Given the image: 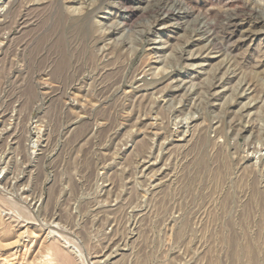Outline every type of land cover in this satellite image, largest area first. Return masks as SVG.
Returning a JSON list of instances; mask_svg holds the SVG:
<instances>
[{
  "label": "rangeland",
  "instance_id": "obj_1",
  "mask_svg": "<svg viewBox=\"0 0 264 264\" xmlns=\"http://www.w3.org/2000/svg\"><path fill=\"white\" fill-rule=\"evenodd\" d=\"M36 263L264 264V0H0V264Z\"/></svg>",
  "mask_w": 264,
  "mask_h": 264
},
{
  "label": "bare ground",
  "instance_id": "obj_2",
  "mask_svg": "<svg viewBox=\"0 0 264 264\" xmlns=\"http://www.w3.org/2000/svg\"><path fill=\"white\" fill-rule=\"evenodd\" d=\"M77 1V0H76ZM119 1V0H118ZM160 2V1H159ZM150 5V4H149ZM152 5V4H151ZM14 6H15V4H14ZM123 6V5H122ZM125 7V6H124ZM157 7V6H156ZM241 11V10H240ZM188 12V11H187ZM237 12V11H236ZM239 12V11H238ZM185 14V13H184ZM233 14V13H232ZM249 15V14H248ZM202 18V17H201ZM125 20V19H124ZM163 21V20H162ZM219 22V21H218ZM237 23H238V21H236ZM236 24V23H235ZM235 24H234V26H235ZM262 25V24H261ZM156 27V26H155ZM251 28V27H250ZM237 29V28H236ZM263 29V28H262ZM250 32V31H249ZM125 44V43H124ZM184 61H189V59L188 58H186V59H184ZM260 61V60H259ZM191 63V62H190ZM187 64H189V62L187 63ZM166 69V68H165ZM210 84V83H209ZM208 84V85H209ZM213 85H214V82H213ZM212 86V85H211ZM211 86H209V87H211ZM214 87V86H213ZM206 89H208V86H206ZM142 100H143V98H141L140 99V101L139 102H142ZM144 102V101H143ZM212 109V108H211ZM184 120V119H183ZM185 124V123H184ZM221 132V131H220ZM14 138V137H13ZM4 141V140H3ZM152 165V164H151ZM55 245V244H54ZM57 247H59L58 245H56ZM56 246H54L55 248H56ZM53 247V248H54ZM58 249V248H57ZM57 249H55V251L57 250ZM247 249V248H246ZM58 250H60L61 251V248H59ZM58 250L56 251L57 253L56 254H58ZM60 251H59V253H60ZM247 252V251H246ZM236 255V254H235ZM56 257V256H55ZM247 257H249V255H247ZM252 259V258H251ZM37 264V263H36Z\"/></svg>",
  "mask_w": 264,
  "mask_h": 264
}]
</instances>
